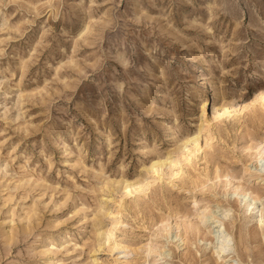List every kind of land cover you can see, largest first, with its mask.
<instances>
[{"label": "rangeland", "instance_id": "obj_1", "mask_svg": "<svg viewBox=\"0 0 264 264\" xmlns=\"http://www.w3.org/2000/svg\"><path fill=\"white\" fill-rule=\"evenodd\" d=\"M262 92L264 0H0V264H264Z\"/></svg>", "mask_w": 264, "mask_h": 264}, {"label": "bare ground", "instance_id": "obj_2", "mask_svg": "<svg viewBox=\"0 0 264 264\" xmlns=\"http://www.w3.org/2000/svg\"><path fill=\"white\" fill-rule=\"evenodd\" d=\"M259 99H262L261 101H263L264 99V92H262L260 94V97ZM258 99V100H259ZM260 101V100H259ZM264 104V103H263ZM232 106V105H231ZM230 105H223V107H221L217 112L214 113V119L216 120H219V119H222L224 117H231V115L235 114L236 115V110H234L233 107H231ZM251 106V105H250ZM261 110V109H260ZM204 112V111H203ZM242 112V111H241ZM240 115V114H239ZM213 119V120H214ZM203 127L200 126L199 127V132L198 134H195L194 136L192 137H188V138H185L181 143L180 145L178 146L177 148V151L179 150H182L183 151V154L181 155V158L180 160L178 159L179 163L178 164H181V166L183 165L180 161L182 162H186L187 164L191 163L193 160L196 159L197 157V153H199L200 150H203L201 149L202 146L199 144V138H200V133L202 130ZM183 138V137H182ZM250 142V141H249ZM207 145V144H206ZM188 146H191L189 149H187ZM205 147V146H204ZM203 147V148H204ZM206 148V147H205ZM208 148V147H207ZM210 148V147H209ZM179 149V150H178ZM184 149H186V152L184 151ZM209 150V149H208ZM247 150H249V152L251 153H256L259 158V163H262L264 162V142L260 143V144H249L248 147H247ZM246 151V150H245ZM184 152H185V155H184ZM202 152V151H201ZM248 152V151H246ZM174 154V153H173ZM184 155V156H183ZM199 155V154H198ZM179 156V155H178ZM201 156V155H200ZM204 157V156H203ZM162 158V157H161ZM156 159V160H153L150 164V166L147 168V171L148 172H153V174H157V175H161V172L164 171V168L168 167L171 168L170 166L173 165V166H178L177 163H175L174 161H171L170 162L168 161V159H165V160H162V159ZM183 159V160H182ZM206 160V159H205ZM168 161V162H167ZM177 161V160H176ZM192 164V163H191ZM264 164V163H263ZM262 164V165H263ZM185 165V164H184ZM258 166V168L256 169V171L261 174V176L263 175L264 176V165L263 166ZM180 166V167H181ZM174 168V167H173ZM182 168V167H181ZM166 170H168L166 168ZM164 171V173L166 172H170V171ZM175 170V169H173ZM182 172V170L180 169V171H177L174 172L172 171L169 175V173L167 175H169L171 179H176L177 177H179V174ZM160 173V174H159ZM151 174V173H150ZM165 175V176H167ZM181 175V174H180ZM183 175V174H182ZM181 175V176H182ZM163 175H161L162 177ZM260 176V175H259ZM144 177V176H143ZM168 177V176H167ZM225 177L229 178L230 176L229 175H226ZM125 177L122 179V181H120L121 185H120V188L122 187V191L124 190L125 192V195L128 196V194H132L134 192H132L133 190L136 191V190H140L143 192V189L142 186H144V184L142 185L141 183H143L142 181L143 180H134V182H129L128 180H124ZM181 179V178H180ZM115 180V179H114ZM121 180V179H120ZM119 181V180H118ZM145 181V180H144ZM169 181V180H168ZM194 181V180H193ZM183 182V181H182ZM232 182V181H231ZM115 183V182H114ZM145 183V182H144ZM119 184V182H118ZM181 184V183H180ZM183 184V183H182ZM147 185V184H146ZM145 185V187H146ZM150 184L147 185V187L149 186ZM229 185V184H228ZM106 186V184L104 185ZM114 186V185H113ZM117 186V185H116ZM108 188V186H106ZM119 187V185H118ZM146 187V188H147ZM113 189V188H112ZM117 189V188H116ZM119 189V188H118ZM115 190V189H114ZM113 190V191H114ZM111 191V190H109ZM139 191V192H140ZM138 192V193H139ZM111 193V192H110ZM109 193V194H110ZM112 194V193H111ZM242 194V200H239L241 201V203H243L244 205V208L247 212H249V214H258V224L259 226L262 228H264V210H259L258 206H256V202L252 199H249L246 197V194L244 192L241 193ZM134 195V194H133ZM140 195V194H139ZM205 195V194H204ZM123 196V195H122ZM105 205V204H104ZM102 208V207H101ZM101 210V209H100ZM102 212V211H101ZM201 212V211H200ZM223 213L220 214L218 218H215L212 222L213 224V230H212V233H211V239H212V245H213V249H214V253L219 257V258H223L224 256H227L229 254H231V252L233 251L234 247H233V237L232 235H230L227 230L225 229V226L224 224L222 223L223 220H225L227 217H228V211H222ZM109 214V213H108ZM112 214V213H111ZM204 213L201 212L200 214L197 215L196 219H199L201 222L204 220ZM28 217V216H27ZM257 217V216H256ZM190 219V218H188ZM185 220V219H184ZM188 221V220H187ZM199 222V223H201ZM115 223V222H114ZM164 224V223H163ZM162 224V225H163ZM165 225V224H164ZM163 225V226H164ZM197 233H199L200 229L199 228H196L195 229ZM94 231V230H93ZM111 231V230H110ZM165 231V230H164ZM111 237V236H110ZM113 238V237H112ZM181 240V239H180ZM185 241V240H184ZM183 242V241H182ZM94 245L96 244L95 242H93ZM103 243V242H102ZM101 243V244H102ZM185 245V243H183ZM94 245L92 247H94ZM151 245V244H150ZM91 247V248H92ZM101 247V246H100ZM151 247V246H150ZM149 247V248H150ZM114 249H120V250H124V252H121V253H125V248L123 246H121L120 244H117L113 247ZM96 249V248H95ZM94 250V248H92V251ZM113 250V249H112ZM153 250V249H151ZM154 251V250H153ZM130 252V251H129ZM150 252V251H149ZM156 252V251H155ZM151 254V253H150ZM161 259L165 258L164 254L160 253L159 254ZM90 257V256H89ZM166 259V258H165ZM92 261V260H91ZM165 264V263H164ZM190 264V263H189Z\"/></svg>", "mask_w": 264, "mask_h": 264}]
</instances>
